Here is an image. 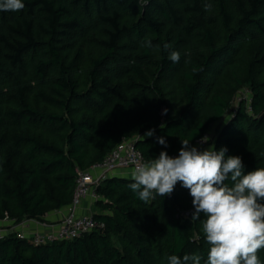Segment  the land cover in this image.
<instances>
[{
	"label": "trees",
	"instance_id": "trees-1",
	"mask_svg": "<svg viewBox=\"0 0 264 264\" xmlns=\"http://www.w3.org/2000/svg\"><path fill=\"white\" fill-rule=\"evenodd\" d=\"M23 3L0 12L1 222H52L72 202L78 170L124 138L149 161L179 153L182 139L194 146L216 126L215 150L240 156L245 174L264 168V63L249 53L264 44V0ZM239 85L250 89L252 111L245 99L234 104ZM133 182L115 174L98 184L99 224L80 236L35 244L16 230L3 234L0 264H169L185 254L206 264V217L192 220L189 190L178 183L145 203ZM258 256L264 264V249Z\"/></svg>",
	"mask_w": 264,
	"mask_h": 264
},
{
	"label": "clouds",
	"instance_id": "clouds-1",
	"mask_svg": "<svg viewBox=\"0 0 264 264\" xmlns=\"http://www.w3.org/2000/svg\"><path fill=\"white\" fill-rule=\"evenodd\" d=\"M24 7L23 0H0V12L20 11ZM210 8V4L205 5L206 10ZM142 46L153 47L148 39L142 41ZM163 48L173 63H179V51L170 50L172 45L168 43ZM155 50L159 51L160 46H155ZM162 114H167V109ZM154 131L148 130L145 136H152ZM209 139L204 136L201 143ZM157 140L165 148L168 146L163 137ZM181 143L175 157L161 151L158 157L138 164L129 188L147 203L155 198L154 193L170 196L180 183L192 197V220H199L201 213L206 217L199 220L210 245L206 264H261L258 252L264 249V168L245 174L242 158L226 155L227 147L217 151L213 144L199 150L187 139ZM167 259L169 264H201V257L196 254L171 255Z\"/></svg>",
	"mask_w": 264,
	"mask_h": 264
},
{
	"label": "built area",
	"instance_id": "built-area-1",
	"mask_svg": "<svg viewBox=\"0 0 264 264\" xmlns=\"http://www.w3.org/2000/svg\"><path fill=\"white\" fill-rule=\"evenodd\" d=\"M249 103H247L248 108L252 111ZM206 136L210 138L209 140L213 139L211 133ZM208 142L201 143V139H199L194 146L199 150H204L212 145ZM177 155L178 153H173L170 156L175 157ZM142 162L147 161L142 151L136 146L135 139L124 138L102 161L93 164L87 170H78L73 200L66 207L67 211L60 219L52 222H39L28 219L18 225H13L11 224L12 220L5 217L2 222L11 225L7 228L2 227L0 236L16 230L18 236L29 238L35 244H41L59 239L75 238L91 231L99 222L93 216V213L82 212L81 208L84 205L89 207V202L96 201L98 198L96 192L98 184L110 175L131 176L134 168ZM32 222L39 224L40 227L35 228V231L29 234L28 226Z\"/></svg>",
	"mask_w": 264,
	"mask_h": 264
},
{
	"label": "rangeland",
	"instance_id": "rangeland-1",
	"mask_svg": "<svg viewBox=\"0 0 264 264\" xmlns=\"http://www.w3.org/2000/svg\"><path fill=\"white\" fill-rule=\"evenodd\" d=\"M249 53L251 56H253L256 60H257V64H263L264 63V44L260 43V42H255L254 44H252V46L249 49ZM252 97L251 91L250 89L246 86V85H239L237 87V93H236V99L234 101V104L237 105V101L239 99H245L248 102H250ZM250 110V109H249ZM251 111V110H250ZM216 126H213L210 129V133L214 134ZM92 203V204H91ZM90 205H89V210L87 212L89 213H93L94 210H96L95 207V202L91 201ZM66 212L64 211L62 213V215H64ZM60 219V218H58ZM57 218H52V221L58 220ZM23 230V229H22ZM25 231V230H23ZM35 231V229H31L28 233L32 234Z\"/></svg>",
	"mask_w": 264,
	"mask_h": 264
},
{
	"label": "crops",
	"instance_id": "crops-1",
	"mask_svg": "<svg viewBox=\"0 0 264 264\" xmlns=\"http://www.w3.org/2000/svg\"><path fill=\"white\" fill-rule=\"evenodd\" d=\"M89 203H91V202H89ZM92 204V203H91ZM89 210V207L87 206V205H84L82 208H81V211L82 212H86V211H88ZM66 212L67 211V209H66V207H63V208H61L60 210H57V211H55V212H52L49 216H48V219H52V218H61L63 215H62V213L63 212ZM2 227H3V225H2V222L0 221V232H1V229H2ZM38 227H40L39 226V224H37V223H34V222H32L31 224H30V226H28V231H30L31 229H35V228H38Z\"/></svg>",
	"mask_w": 264,
	"mask_h": 264
}]
</instances>
